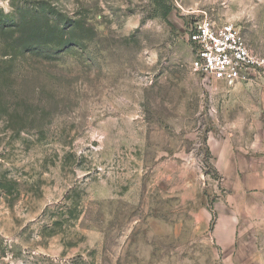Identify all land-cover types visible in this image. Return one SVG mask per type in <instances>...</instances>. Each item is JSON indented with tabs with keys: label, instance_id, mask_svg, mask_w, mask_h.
Listing matches in <instances>:
<instances>
[{
	"label": "rangeland",
	"instance_id": "1",
	"mask_svg": "<svg viewBox=\"0 0 264 264\" xmlns=\"http://www.w3.org/2000/svg\"><path fill=\"white\" fill-rule=\"evenodd\" d=\"M166 4L0 0V264H264V192L217 166L260 154L264 77L205 80L186 38L264 58V0Z\"/></svg>",
	"mask_w": 264,
	"mask_h": 264
},
{
	"label": "built area",
	"instance_id": "2",
	"mask_svg": "<svg viewBox=\"0 0 264 264\" xmlns=\"http://www.w3.org/2000/svg\"><path fill=\"white\" fill-rule=\"evenodd\" d=\"M186 38L193 54L191 70L203 79L232 87L264 77V58L253 54L232 24L193 20Z\"/></svg>",
	"mask_w": 264,
	"mask_h": 264
},
{
	"label": "crops",
	"instance_id": "3",
	"mask_svg": "<svg viewBox=\"0 0 264 264\" xmlns=\"http://www.w3.org/2000/svg\"><path fill=\"white\" fill-rule=\"evenodd\" d=\"M255 129L260 133L255 140L251 141L249 147L257 148L259 155L247 157L237 154V156L227 157V160L217 163L221 173H225L224 175L235 180H242V192L246 187L250 190L258 189V191L264 192V124L255 126ZM225 153L229 156V152L225 151Z\"/></svg>",
	"mask_w": 264,
	"mask_h": 264
},
{
	"label": "trees",
	"instance_id": "4",
	"mask_svg": "<svg viewBox=\"0 0 264 264\" xmlns=\"http://www.w3.org/2000/svg\"><path fill=\"white\" fill-rule=\"evenodd\" d=\"M155 6L162 11V17L165 18L170 13V7L166 2L168 0H153Z\"/></svg>",
	"mask_w": 264,
	"mask_h": 264
}]
</instances>
